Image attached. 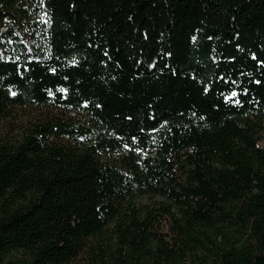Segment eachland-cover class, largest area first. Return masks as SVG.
Here are the masks:
<instances>
[{
	"label": "trees",
	"instance_id": "trees-1",
	"mask_svg": "<svg viewBox=\"0 0 264 264\" xmlns=\"http://www.w3.org/2000/svg\"><path fill=\"white\" fill-rule=\"evenodd\" d=\"M4 122L0 264H264V0H0Z\"/></svg>",
	"mask_w": 264,
	"mask_h": 264
},
{
	"label": "rangeland",
	"instance_id": "rangeland-1",
	"mask_svg": "<svg viewBox=\"0 0 264 264\" xmlns=\"http://www.w3.org/2000/svg\"><path fill=\"white\" fill-rule=\"evenodd\" d=\"M19 123L16 122H4L0 124V138H6L8 135L9 136H14L19 133ZM155 199L151 198H145L144 201L149 203V202H154ZM72 264H87V254H82L79 256V258L75 259Z\"/></svg>",
	"mask_w": 264,
	"mask_h": 264
},
{
	"label": "snow or ice",
	"instance_id": "snow-or-ice-1",
	"mask_svg": "<svg viewBox=\"0 0 264 264\" xmlns=\"http://www.w3.org/2000/svg\"><path fill=\"white\" fill-rule=\"evenodd\" d=\"M233 95H235V93Z\"/></svg>",
	"mask_w": 264,
	"mask_h": 264
}]
</instances>
